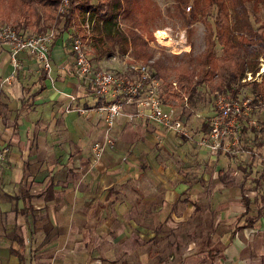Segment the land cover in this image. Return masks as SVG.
Segmentation results:
<instances>
[{
  "label": "rangeland",
  "instance_id": "374dc122",
  "mask_svg": "<svg viewBox=\"0 0 264 264\" xmlns=\"http://www.w3.org/2000/svg\"><path fill=\"white\" fill-rule=\"evenodd\" d=\"M155 1L161 10L169 3L168 0ZM256 17L264 19L263 7ZM6 24L12 25L10 21ZM252 24L256 26L255 21H252ZM85 28L87 29L86 25ZM158 30L165 32L166 39L158 41L155 34ZM192 30V35L187 38L177 21L167 20L164 27L152 32L153 41L149 42L153 51L152 59L159 58V53L166 55L162 58L165 80L171 75L169 66L174 64L172 56H183L189 50L196 54L202 50L203 27L196 22ZM86 51L88 52L87 48ZM215 52L220 54L218 48H215ZM128 62V57L116 56L112 63L104 68L111 73H123L121 76L112 73L118 78L131 77L132 73L127 70L129 65L142 62ZM258 65L264 69L263 57H260ZM18 68L12 69L10 77H13ZM247 73L251 78L255 77V74H245ZM113 89V86H109L106 89L107 94L96 95L105 98L104 106L114 100L121 104V114L109 128L103 126L104 132L110 130L111 134L107 132L105 138L97 133L87 142L101 143L100 154H95L92 144L77 146L74 143L59 147L53 144V148H43V160H50L56 155L55 151L57 157L45 164L39 163L35 152L29 153L25 170L41 173L45 178L42 188L51 190L56 187L54 190L65 192V203L72 202V194L75 191H85V197L76 203L77 207L72 204H69L68 208L64 207L59 216H56L53 209L52 216L59 218L55 226L50 224L45 228L35 227L37 216H32V227L27 228L29 235L23 237L24 264H155L160 257L165 259L164 262L175 264L174 258L168 259L165 245L162 247L159 243L161 239H148L151 234L155 233L158 237L173 235L181 244L187 245L185 233L189 228L193 229L194 218L195 221L201 218L203 225L207 226L208 222H214L220 217L224 219L242 208L236 187L229 189L227 193V189L217 183L215 175L220 169L238 183L241 170L243 166L246 169L248 162L245 154L236 150L235 146L227 151L228 140H222L218 149L212 151L196 144L194 140L184 139L169 129L144 121L134 115L135 104L122 90L117 97L108 94L113 92ZM163 90L164 86L160 83L157 87L160 100L164 105L172 107L177 115H180L179 119L193 131L201 130L200 121L203 118L206 120L214 112L213 96L202 89L201 96L195 98L192 105L184 107V111L173 101L163 99ZM59 110L65 113L71 108L65 105ZM191 110L193 113L190 114ZM249 115L254 122L258 118H264V112L258 105ZM5 148L0 149L2 169H6L4 162L8 158V148ZM26 149H29L28 152L38 150L33 146ZM66 162L70 166L69 170L65 166L59 167ZM7 171L11 175L10 168ZM4 182H7V178L0 181V188H4ZM53 182L56 183L53 185ZM29 185L32 189H38L32 184ZM243 187L250 198L254 196L252 210H256L254 203L262 205L258 226L250 232L254 235L256 231L264 229V151L260 150L259 156L252 162L251 172L247 175ZM107 190L112 194L109 199H105L107 201H103L101 198ZM53 197L58 200L62 195L56 194ZM98 200H101V203ZM195 206L201 209L198 211L200 215L196 217L198 213H191ZM182 219H185V222L187 220V226ZM169 221L178 222L170 225ZM189 223L191 227H188ZM21 228L16 229L19 231ZM194 231L199 232V229L195 228ZM152 250H158V257L152 254ZM258 261L260 260L256 259L257 263Z\"/></svg>",
  "mask_w": 264,
  "mask_h": 264
},
{
  "label": "trees",
  "instance_id": "16d2710c",
  "mask_svg": "<svg viewBox=\"0 0 264 264\" xmlns=\"http://www.w3.org/2000/svg\"><path fill=\"white\" fill-rule=\"evenodd\" d=\"M168 1L161 10L155 0H67V6L60 11L62 0H0V27L10 21L16 31L24 35L49 31L48 49L62 33L70 32L68 42L77 36L85 43L93 70L99 69L97 63L101 59L110 56L126 55L128 63L139 60L148 67L151 76L163 84L161 97L173 101L182 111L201 96L202 89L210 96L226 93L232 99L249 98L251 105H258L264 112V70L259 81H241L246 72L254 75L258 71L260 57L264 58V19L256 17L264 8V0ZM167 20L177 21L187 38L192 35L193 24L199 22L203 27V47L196 54L189 50L183 56H172L171 75L165 80L162 58L166 55L159 53V58L152 59L149 42L153 41L152 32L164 27ZM215 48L220 50V54H216ZM127 70L130 71L129 68ZM41 89L39 85L35 93ZM248 117L241 119L235 145L236 150L248 157L239 182L236 183L233 177L220 169L215 177L217 183L225 188L236 187L243 213L253 207L251 203L255 200L254 196L250 198L245 193L243 183L251 172L252 162L260 150L264 151V118L256 119L254 126L248 124ZM206 131L204 123L201 132ZM255 204L256 211H259L262 205ZM200 210V207H194V213ZM212 225L211 221L208 222L206 243L200 246L210 261L219 256L207 243L214 230ZM14 253L18 264H23L21 255Z\"/></svg>",
  "mask_w": 264,
  "mask_h": 264
},
{
  "label": "crops",
  "instance_id": "0c3cea01",
  "mask_svg": "<svg viewBox=\"0 0 264 264\" xmlns=\"http://www.w3.org/2000/svg\"><path fill=\"white\" fill-rule=\"evenodd\" d=\"M69 37L70 32L62 33L48 49L50 61L48 74L41 68L39 62L29 57L25 52H19L16 55L19 68L12 75L13 77H10L13 68L8 56V46L0 43V149L8 148V158L4 162L6 169L0 167V181L7 178V182L3 183L4 188H0V264H18L14 252H18L23 259L22 251L25 245L23 237L29 235L27 228L32 227V219H34L32 216H37L35 219L38 221L35 222V227L45 228L50 224L57 225L59 218L52 216L53 209H55L56 216H59L64 207L68 208L69 204L77 207L76 203L84 200L83 197H85V191H75L72 194V202L66 201V204L64 202L65 192L54 190L56 187L51 190L42 188L45 178L41 173L38 174L39 172L36 170L33 172L25 170L29 153L35 152L38 155L39 163H47L57 157V153L55 151L56 155H53L50 160H43L45 158L43 148L46 149L50 146L53 148V144L59 147V145H74V143L77 146H88L94 143L88 144L87 142L97 133L100 136L102 134L105 138L107 132L111 134L110 130L104 132L103 128V126L107 128L102 110L103 104L106 103L105 98L96 96L87 82H83L77 77L73 70ZM122 56L127 58L126 55ZM115 58L110 56L101 59L97 65L99 68L105 69L104 66H109L112 59ZM8 78L9 80H7ZM39 85L42 86V89L35 93ZM103 94H107V91ZM108 94L117 97L116 95L120 94V89L115 88ZM65 105H68L71 110L62 113V110L59 109ZM30 146L38 148V150L28 152L29 149L26 148ZM62 166L69 170L70 166L67 165V162L66 164L62 163L59 167ZM9 168L11 175L7 171ZM52 179L54 180V178ZM10 182L11 187L9 188ZM55 183L53 182V185ZM29 184L38 189H32ZM22 189L26 193L21 192ZM226 189L228 193L229 189ZM54 193L62 195V197L57 200L53 197L56 195ZM109 193L108 190L105 191L101 199L107 201L105 199H109L112 194ZM99 201L101 203V200ZM95 202L96 200L93 203ZM252 209L254 208L243 213L242 206L235 214L226 216L224 219L216 218L212 222L214 230L213 233H210V241L207 240V243L219 255L212 261L202 251L203 249H200L202 244L205 245L207 237L206 226L203 225L201 218L198 221H195L194 218L193 229L189 228L185 233L187 245L181 244L173 235L160 236V238L153 233L148 239H161L162 241L159 243L162 247L165 245L168 259L174 258L175 264H264V229L263 231L255 230L256 235L250 233L258 226L257 221L262 216V210L261 208L259 211ZM213 210L216 211V208ZM193 212L194 208L191 210V213ZM49 215L50 217H48ZM198 215L200 213L195 217ZM182 220L185 222V219ZM178 221H169L168 223L172 225ZM185 224L187 226V220ZM221 224L222 226H220ZM159 225L161 228V222ZM17 227H22L19 230L21 233L16 229ZM188 227H191L190 223ZM195 228L199 229V232L194 231ZM152 254L158 257L159 252L152 250ZM160 258H157L155 264L171 263L164 262V258H161L163 261H159ZM256 259L260 261L257 263Z\"/></svg>",
  "mask_w": 264,
  "mask_h": 264
},
{
  "label": "built area",
  "instance_id": "2783aa9c",
  "mask_svg": "<svg viewBox=\"0 0 264 264\" xmlns=\"http://www.w3.org/2000/svg\"><path fill=\"white\" fill-rule=\"evenodd\" d=\"M67 6V0H62L60 11ZM51 32L47 31L36 35H24L17 32L10 25L5 24L0 27V43L8 46V56L13 69L18 68L19 62L17 53L25 52L29 57L40 63L41 68L46 72L50 71V61L48 56V44L50 42ZM69 50L73 57V70L77 77L83 82L86 81L95 95H100L106 91L107 87L114 86L126 94L135 104L134 115L138 118L169 129L176 135L194 140L196 144L207 147L215 151L220 146L222 140H228L227 151L237 144V132L241 126V119L250 116L252 109L256 105H251L249 98L242 100L232 99L227 94L216 93L214 98V112L205 120L203 118L201 125L206 123L207 131H193L186 123L179 119V115L170 106H166L157 94V87L160 82L154 79L148 67L142 63H133L129 65L132 72L131 77L123 76L118 78L110 71L99 68L93 70V63L87 56L86 45L79 37L74 36L70 40ZM264 69L259 66L255 77L245 74L244 80H259ZM261 71V72H259ZM104 112V121L107 127H110L114 120L121 114V104L118 101L108 103L102 107ZM248 123L252 124L248 117ZM95 154H100L102 145L99 142L92 144Z\"/></svg>",
  "mask_w": 264,
  "mask_h": 264
},
{
  "label": "bare ground",
  "instance_id": "6f19581e",
  "mask_svg": "<svg viewBox=\"0 0 264 264\" xmlns=\"http://www.w3.org/2000/svg\"><path fill=\"white\" fill-rule=\"evenodd\" d=\"M155 34H156V37H157L158 41H162L163 39H166V34L162 30L156 31Z\"/></svg>",
  "mask_w": 264,
  "mask_h": 264
}]
</instances>
